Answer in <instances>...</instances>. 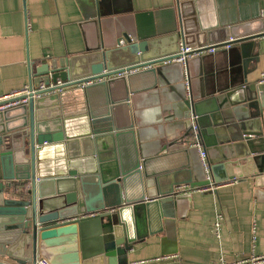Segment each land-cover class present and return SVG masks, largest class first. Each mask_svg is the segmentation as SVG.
<instances>
[{
	"label": "water",
	"instance_id": "1",
	"mask_svg": "<svg viewBox=\"0 0 264 264\" xmlns=\"http://www.w3.org/2000/svg\"><path fill=\"white\" fill-rule=\"evenodd\" d=\"M203 1L180 0L182 25L168 36L136 41L125 35L126 43L113 48L101 44L31 65V85L71 81L73 88L0 111V264H30L41 255L51 264H124L121 256L148 236L147 215L159 223L160 206L180 186L217 184L216 174L227 168L229 178L264 187L263 103L247 80L250 63L264 51V14L246 22L253 28L233 41L241 42L242 64L226 88L180 95L181 120L168 143L176 147L168 149L176 156L171 174H162L168 170L161 155H142L136 144L131 95L157 85L161 64L181 42L208 45L236 33L235 26L222 29L215 15L214 21L198 13L194 6L200 12ZM125 67L139 70L114 76ZM229 128L240 133L221 141ZM196 144L207 153L210 178L194 154ZM186 165L193 169L184 171ZM68 217L77 219L57 223Z\"/></svg>",
	"mask_w": 264,
	"mask_h": 264
},
{
	"label": "crops",
	"instance_id": "2",
	"mask_svg": "<svg viewBox=\"0 0 264 264\" xmlns=\"http://www.w3.org/2000/svg\"><path fill=\"white\" fill-rule=\"evenodd\" d=\"M179 2L0 0V96L20 91L30 84L31 65L38 61L80 56L101 44L104 48H113L125 35L140 41L173 34L183 21ZM194 9L208 20L215 15L222 29L235 26L236 33L207 43L218 45L216 52L190 57L185 65L179 61H164L161 64L163 76H158L157 85L152 88L143 85L142 90L131 95L136 144L142 155L150 152L162 156L159 160L165 161L164 168L168 170L162 174H171L169 168L174 166L176 156L168 149L176 147H169L168 143L181 120L180 95L200 96L201 92L229 85L231 75L237 73L239 69H235L242 64L241 42L233 41L253 28L244 25L246 22L264 14V0H204L200 12L196 5ZM186 11L191 9L185 8ZM227 43L231 46L226 47ZM257 58L249 65L247 80L258 90L264 112V83H258L264 71V51ZM239 133L236 128L225 129L221 131V141H232ZM196 147L198 151L194 154L203 166L199 148H204L198 144ZM129 148L125 143L124 159L131 154ZM177 158L184 160L186 154ZM192 162L190 157V165ZM190 165H186L184 171L193 169ZM216 175L220 182L211 189L192 191L186 185L187 192L170 196L169 203L160 206L159 223H151L147 215L144 229L148 236L135 242L125 256H121V261L125 258L124 264H216L251 252L264 254V187H251L245 179L229 178L227 168ZM164 185H170V181L164 179ZM217 220L219 232L215 227ZM94 264L101 263L95 260Z\"/></svg>",
	"mask_w": 264,
	"mask_h": 264
},
{
	"label": "built area",
	"instance_id": "3",
	"mask_svg": "<svg viewBox=\"0 0 264 264\" xmlns=\"http://www.w3.org/2000/svg\"><path fill=\"white\" fill-rule=\"evenodd\" d=\"M121 43H124V39L120 40ZM231 44L227 43L226 47H230ZM218 49V45H208V46H192V45H187L183 42L180 43V49L179 52L177 54H175L174 56L166 59V62H173V61H179L182 62L184 65L187 63V60L190 57L193 56H199L201 54L204 53H214L216 52V50ZM148 67V66H146ZM139 70L136 67H125V68H121L118 69L114 72V76H122L125 74H128L130 72H134ZM186 77L188 76L187 73V69H186ZM101 80V79H98ZM89 81L90 82H93ZM71 81H58L57 83H51L50 85H46V84H41L40 86H33L31 84H27L24 86V88H22V90L17 91V92H12L10 94H6L4 96H0V111L15 107V106H19L25 103H28L30 98H38L41 97L43 95L46 94H51V93H56V92H60L62 90H64L65 88L71 87V84L69 85ZM258 83H264V71H262L260 73V77L258 80ZM68 86V87H66ZM73 86V85H72ZM196 128V127H195ZM199 145V144H198ZM200 147V145H199ZM200 150V154H201V158H202V164L203 167L206 171L207 177L210 178V167L209 164L207 162V153L204 149H202L201 147L199 148ZM185 186H180L178 188L179 192H187L188 190L185 189ZM213 188V184L210 186H206V187H194L191 188L190 190L192 191H201V190H207V189H211ZM96 213H87L85 215H83L82 217H89V216H94ZM77 217H68V218H64V219H60L59 221H57V223H68V222H73L74 220H76ZM215 227L216 230L219 232L220 230V222L219 220H217V222L215 223ZM15 264H18L17 262H14ZM30 264H51L50 261L43 255L39 256L38 258H36L35 261L31 262ZM216 264H264V254H257L256 252H251L249 254H246L245 256H241L233 261H227V260H221L220 262L216 263Z\"/></svg>",
	"mask_w": 264,
	"mask_h": 264
},
{
	"label": "rangeland",
	"instance_id": "4",
	"mask_svg": "<svg viewBox=\"0 0 264 264\" xmlns=\"http://www.w3.org/2000/svg\"><path fill=\"white\" fill-rule=\"evenodd\" d=\"M11 262H13V261H11Z\"/></svg>",
	"mask_w": 264,
	"mask_h": 264
}]
</instances>
